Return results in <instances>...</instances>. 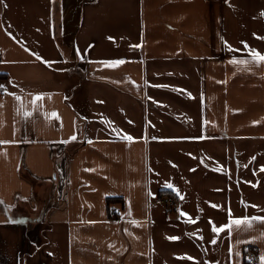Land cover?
Masks as SVG:
<instances>
[{
	"label": "crops",
	"instance_id": "obj_1",
	"mask_svg": "<svg viewBox=\"0 0 264 264\" xmlns=\"http://www.w3.org/2000/svg\"><path fill=\"white\" fill-rule=\"evenodd\" d=\"M262 14L0 2V264H261L264 223L213 227L264 217Z\"/></svg>",
	"mask_w": 264,
	"mask_h": 264
},
{
	"label": "snow or ice",
	"instance_id": "obj_2",
	"mask_svg": "<svg viewBox=\"0 0 264 264\" xmlns=\"http://www.w3.org/2000/svg\"><path fill=\"white\" fill-rule=\"evenodd\" d=\"M0 2H3V0H0ZM262 15H264V14H262ZM252 56L258 63L264 62V55H261L260 53H257V52H253ZM237 63H247V61H237ZM0 88H3V86L0 85ZM42 99H43V97L37 96L34 98V102H35V100H42ZM52 117L58 118L55 113L52 114ZM72 139H75V137H72ZM127 139L131 140L132 138L127 137ZM0 143H5V142H0ZM262 170H264V169H262ZM166 186L169 188L172 187L171 184H168ZM253 186L255 187V185H253ZM0 204H3V201H0ZM213 207H216V206L213 205ZM181 214L184 215L183 213H181ZM253 221H259L261 223H264V217H251V218H243V219L230 218L228 225L221 226V227H215L214 226L213 231L216 233L225 231L226 229L230 231L233 226L239 227L241 225H245V226L250 227L252 225ZM189 222L195 223V221H193L191 219H189ZM169 239H178V237H170ZM212 242L215 243V240H213ZM260 260H261V264H264V255H262L260 257Z\"/></svg>",
	"mask_w": 264,
	"mask_h": 264
},
{
	"label": "built area",
	"instance_id": "obj_3",
	"mask_svg": "<svg viewBox=\"0 0 264 264\" xmlns=\"http://www.w3.org/2000/svg\"><path fill=\"white\" fill-rule=\"evenodd\" d=\"M0 85H1V81H0ZM1 92H2V88H0V93ZM162 203L171 204L173 203V199L171 197H165L164 199H162ZM246 261L248 264H256V255L252 250H248L246 252Z\"/></svg>",
	"mask_w": 264,
	"mask_h": 264
},
{
	"label": "trees",
	"instance_id": "obj_4",
	"mask_svg": "<svg viewBox=\"0 0 264 264\" xmlns=\"http://www.w3.org/2000/svg\"><path fill=\"white\" fill-rule=\"evenodd\" d=\"M29 178L31 179V178H33L32 176H29ZM162 196H164V195H167L165 192H162V194H161ZM112 201V199H108L107 200V202L108 203H110Z\"/></svg>",
	"mask_w": 264,
	"mask_h": 264
},
{
	"label": "rangeland",
	"instance_id": "obj_5",
	"mask_svg": "<svg viewBox=\"0 0 264 264\" xmlns=\"http://www.w3.org/2000/svg\"><path fill=\"white\" fill-rule=\"evenodd\" d=\"M164 199V198H163ZM165 204V203H164Z\"/></svg>",
	"mask_w": 264,
	"mask_h": 264
}]
</instances>
